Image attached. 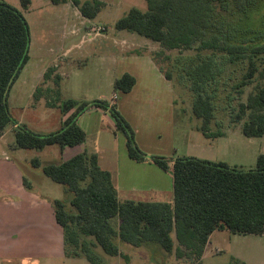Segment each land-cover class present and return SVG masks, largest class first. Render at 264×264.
<instances>
[{"label":"trees","instance_id":"trees-1","mask_svg":"<svg viewBox=\"0 0 264 264\" xmlns=\"http://www.w3.org/2000/svg\"><path fill=\"white\" fill-rule=\"evenodd\" d=\"M20 1L22 8L27 9L30 0ZM145 1L146 10L131 6L115 20L114 28L158 43L160 49L151 56L173 84L172 72L163 69L158 57L162 56L160 59L166 62L169 60L166 50H197L199 57L184 69L182 76L187 78L193 93L191 110L201 120L198 128L203 135L217 138L225 134L222 130H211L210 125H222L214 121L215 95L226 63L244 65L224 96L226 104L230 105L234 99V91L238 98L249 88L245 100L232 108L228 123L240 125L241 133L247 138L264 135V32L259 34L255 30L264 23V0ZM50 2H70L89 20L95 19L104 6L101 0ZM259 7H263V12ZM232 17H236L234 27L220 39L219 29L226 27ZM29 46L30 26L24 14L0 1V132L11 125L17 148L43 149L52 145L63 148L83 143L86 133L77 124V117L90 107H98L114 119L115 131L123 134L129 158L152 163L164 171L172 162V200L167 202L120 199L110 172L99 166L95 153L82 151L68 160L46 163L33 158L34 167L41 168L43 174L64 185L71 194L66 200L52 201L55 221L62 228L65 257L84 256L91 264H107L98 247L108 255L127 260L119 241L136 247L155 246L153 243L157 242L177 259L198 263L215 230L264 234V153L258 154L255 167L247 170L191 155L172 158L146 154L115 103L60 98L64 76L55 66L46 69L42 76L43 84L51 81L52 86L45 89L37 86L33 98L54 92L56 97H44L45 104L58 108L61 115L72 108L73 112L56 130L48 133L35 132L24 123L17 124L8 98L29 60ZM134 83V77L125 72L114 79L113 91L127 93ZM23 184L30 187L25 177ZM230 260L241 263L238 257Z\"/></svg>","mask_w":264,"mask_h":264},{"label":"rangeland","instance_id":"rangeland-1","mask_svg":"<svg viewBox=\"0 0 264 264\" xmlns=\"http://www.w3.org/2000/svg\"><path fill=\"white\" fill-rule=\"evenodd\" d=\"M0 1L22 11L30 26L29 60L9 92L11 114L31 129L39 132L56 130L59 127L57 118L60 113L57 108L48 107L45 104L44 97H56L54 92L45 93L43 91L44 96L39 99H34L29 95L31 85L36 80L37 74L41 72L42 66L44 71L55 66L60 75L64 73L63 91L60 89V98L62 99L75 97L92 101L112 97V101H114L113 81L118 72L124 68L118 62L121 59L116 60L114 57L115 49L123 46L121 51L126 53L149 51L153 54L160 49L156 42L114 28L115 20L131 6L146 10L145 0H101L104 2V6L96 18L91 21L84 20L79 11L74 10L72 4L69 7L66 5L68 7L66 9H70V11L64 12L62 4H52L50 0H30L27 9L22 8L20 0ZM259 9L261 10L263 7H259ZM235 20L236 17L229 18L228 25L219 29L217 35L220 39H223L232 30L231 27H234ZM92 26H101L104 29L95 34L96 32L91 30ZM255 30L259 34V31L264 32V23ZM121 31L125 35L121 37L122 39H116L117 33ZM104 35L109 38V42L105 47H102L98 37L102 38ZM208 37L209 35H205V38ZM231 37L233 38V35ZM71 46L72 48L66 56H59V48L66 49ZM197 53L195 48L166 50L165 54L169 57L167 63L160 59L162 56L158 57L163 69H169L174 76L173 96L175 102L172 126L175 145L170 147L169 154H150L172 156V158L191 155L224 161L230 166L245 170L254 168L257 155L264 153L262 139L259 137L247 138L241 133L240 125L228 123L232 108L236 107L239 101L245 100L249 88L246 87L242 96L238 98L234 91V99L231 100L230 105L226 104L224 98L227 91L230 90L231 84L239 77L244 65L240 63L224 64L222 76L218 79L219 90L217 96L215 95L214 121L222 125L212 124L210 129L213 131L222 130L227 133L230 139L226 145H220L223 142H217V138L203 135L198 128L201 120L195 117L191 110L193 93L189 88L187 78L182 76L184 69L199 57ZM218 60L221 61L220 56H218ZM51 84V81L43 84V77H41L37 86L45 89ZM46 117L47 119L44 120ZM104 124L106 126L105 122ZM2 132L4 133L3 137ZM118 133V137L125 140L123 134ZM13 144L15 145L14 131L12 126L8 125L0 132V160L5 157L14 159L20 163L24 174V168L34 173L38 178L29 177L28 181L34 184L38 188L37 191L46 196L48 200L51 199L48 202L52 208L53 200H66L71 195L64 185L54 182L43 174L41 168L34 167L27 161V159L32 160L33 158H38L42 163L56 161L58 159L57 145L47 146L44 149L17 147L12 149L10 146ZM199 150L201 153L198 152ZM167 200L170 202L172 199ZM172 237H174L173 233ZM153 244L155 246L136 247L119 241V248L127 254V260L120 256L108 255L100 247L97 251L107 264H225L227 262L231 264H264V234H234L226 229L215 230L210 235L204 248L203 257L198 263H191L187 259H177L173 252L167 253L157 242ZM36 248L39 247L31 248L30 254L25 256L24 261L13 264H91L84 256L54 257V254L53 256L47 254L49 249L52 251V247L41 246V252ZM232 257H238L241 263L232 262L230 260ZM0 264H5V262L3 263L0 259Z\"/></svg>","mask_w":264,"mask_h":264},{"label":"crops","instance_id":"crops-1","mask_svg":"<svg viewBox=\"0 0 264 264\" xmlns=\"http://www.w3.org/2000/svg\"><path fill=\"white\" fill-rule=\"evenodd\" d=\"M70 4V2L62 4L64 12L70 11V9H66ZM73 7L78 11L75 6ZM124 35V32L121 31L117 33L116 39H122L121 37ZM98 39L102 47H105L109 42L106 35L102 38L98 37ZM71 48L72 46L66 49L59 48V56H66ZM122 48L123 46L116 48L113 52L115 59H121L118 62L124 67L115 78L127 72L134 77L135 83L127 93L115 92L114 101H112V97L103 99L116 104L120 113L133 128L135 140L144 152L169 154L170 147L175 145L172 126L175 102L174 84L172 80L164 76L159 65L153 60L151 52L132 51L126 53L121 51ZM43 73L44 67L42 66L41 72L37 74L29 91V95L32 97ZM62 75L64 76V73ZM60 84V89L63 91L64 79ZM70 98L88 101L84 98ZM8 102L11 111L9 98ZM72 112L73 108L64 115L58 113L59 126L61 121ZM13 117L15 118V116ZM15 119L17 124L23 123L20 119ZM46 119L47 117L44 120ZM77 124L86 133L85 141L74 146H64L63 148L58 146L56 161L68 160L82 151L95 153L99 166L110 172L120 199L144 201L172 199V162L168 163V170L164 171L152 163L136 162L129 158L125 140L118 137L119 133L115 131L114 119L107 111L98 107H90L80 114L77 117ZM3 134L2 132V137ZM226 135L225 132L223 136L217 137V142H223L220 145H226L230 140ZM259 138L262 139L264 145V135ZM10 147L15 149L16 145L13 144ZM198 152L201 153L200 150ZM27 161L31 163V159H27ZM24 169L25 174L20 163L14 159L5 157L0 160V259L5 264L24 261L25 256L30 254L31 248L36 246L40 248H36L39 252H41V246L52 247V251L48 250V255L65 257L62 228L55 221L54 211L49 203L51 199L48 200L46 196L37 191L38 188L34 184L28 181L29 177L36 179L38 177L29 169ZM24 177L29 183V188H25L23 184Z\"/></svg>","mask_w":264,"mask_h":264},{"label":"built area","instance_id":"built-area-1","mask_svg":"<svg viewBox=\"0 0 264 264\" xmlns=\"http://www.w3.org/2000/svg\"><path fill=\"white\" fill-rule=\"evenodd\" d=\"M103 29H104V27H101V26H96V27L95 26H92L91 27V30L94 31V32H96L95 34H98ZM114 97H115V95H114Z\"/></svg>","mask_w":264,"mask_h":264}]
</instances>
